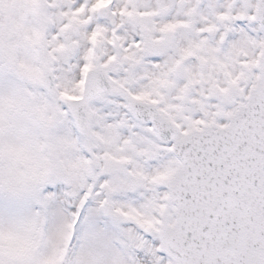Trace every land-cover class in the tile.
Listing matches in <instances>:
<instances>
[{
    "label": "snow or ice",
    "instance_id": "6c2138e0",
    "mask_svg": "<svg viewBox=\"0 0 264 264\" xmlns=\"http://www.w3.org/2000/svg\"><path fill=\"white\" fill-rule=\"evenodd\" d=\"M0 264H264V0H0Z\"/></svg>",
    "mask_w": 264,
    "mask_h": 264
}]
</instances>
